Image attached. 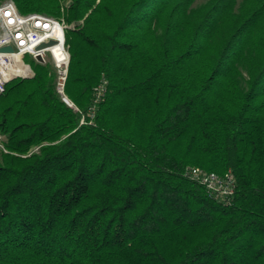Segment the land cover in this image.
<instances>
[{
  "label": "trees",
  "instance_id": "16d2710c",
  "mask_svg": "<svg viewBox=\"0 0 264 264\" xmlns=\"http://www.w3.org/2000/svg\"><path fill=\"white\" fill-rule=\"evenodd\" d=\"M7 1L65 23L86 123L51 64L7 85L0 264H264V0Z\"/></svg>",
  "mask_w": 264,
  "mask_h": 264
},
{
  "label": "built area",
  "instance_id": "2783aa9c",
  "mask_svg": "<svg viewBox=\"0 0 264 264\" xmlns=\"http://www.w3.org/2000/svg\"><path fill=\"white\" fill-rule=\"evenodd\" d=\"M66 30L62 21L41 14L23 15L14 2H0V98L12 81L35 77L33 66L28 60L43 66L51 64L57 73V92L70 109L82 116L81 125H84L86 115L66 94L71 60L66 44ZM51 41L54 45L39 49ZM5 48H12L13 52L2 51ZM106 93L107 83L104 82L96 88L94 104L87 114L91 119L95 117L97 104ZM2 141L0 136V148L3 149ZM187 175L204 186L209 195L218 201L229 202L235 195L236 183L231 173L219 175L199 168H189Z\"/></svg>",
  "mask_w": 264,
  "mask_h": 264
},
{
  "label": "rangeland",
  "instance_id": "374dc122",
  "mask_svg": "<svg viewBox=\"0 0 264 264\" xmlns=\"http://www.w3.org/2000/svg\"><path fill=\"white\" fill-rule=\"evenodd\" d=\"M3 1H7V0H0V2H3ZM209 0H198L197 2H196V4L194 5V8H199L200 6H202V5H204V4H206L207 2H208ZM28 63H30V64H32V61L30 60H28L27 61ZM34 64H36L35 62H33ZM39 65V64H38ZM33 66V65H32ZM33 70H34V68H33ZM34 73H35V71H34Z\"/></svg>",
  "mask_w": 264,
  "mask_h": 264
},
{
  "label": "water",
  "instance_id": "95a60500",
  "mask_svg": "<svg viewBox=\"0 0 264 264\" xmlns=\"http://www.w3.org/2000/svg\"><path fill=\"white\" fill-rule=\"evenodd\" d=\"M51 45H54V42L53 41L41 45L39 49H44V48H47V47H49ZM2 51H4V52H13L12 48H5Z\"/></svg>",
  "mask_w": 264,
  "mask_h": 264
}]
</instances>
